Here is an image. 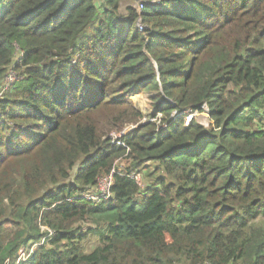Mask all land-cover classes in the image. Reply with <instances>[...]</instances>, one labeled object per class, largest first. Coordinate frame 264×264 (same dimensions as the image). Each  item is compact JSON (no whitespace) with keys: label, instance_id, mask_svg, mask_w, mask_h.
I'll list each match as a JSON object with an SVG mask.
<instances>
[{"label":"trees","instance_id":"trees-1","mask_svg":"<svg viewBox=\"0 0 264 264\" xmlns=\"http://www.w3.org/2000/svg\"><path fill=\"white\" fill-rule=\"evenodd\" d=\"M137 1L0 0V264H264V0Z\"/></svg>","mask_w":264,"mask_h":264},{"label":"rangeland","instance_id":"rangeland-1","mask_svg":"<svg viewBox=\"0 0 264 264\" xmlns=\"http://www.w3.org/2000/svg\"><path fill=\"white\" fill-rule=\"evenodd\" d=\"M129 4H131V3H123V4L120 5V8L118 10L120 15H125V8ZM131 5L133 7H135L136 3H133ZM153 96H155V93L154 92H150V91L140 92L139 94L133 93L131 95V100L135 104L136 108L143 113V116H145V118L147 117L148 114H150V113L155 111L156 102L153 101V99H152ZM205 115H206L205 113H202V114H199V115L197 114V116H195L196 117L195 120H196V122L198 124H200L203 127L207 128L208 125H209V120H208V117L207 118L205 117ZM131 128H132L131 126L127 127L125 129L126 130L125 132L130 131ZM119 136H120L119 133H115V134L111 135V137L114 138V139L119 137ZM261 220L264 223V218L261 219Z\"/></svg>","mask_w":264,"mask_h":264},{"label":"built area","instance_id":"built-area-1","mask_svg":"<svg viewBox=\"0 0 264 264\" xmlns=\"http://www.w3.org/2000/svg\"><path fill=\"white\" fill-rule=\"evenodd\" d=\"M160 0H151L150 2L152 3H155L157 4ZM144 4L143 1L141 0H138L136 2V5H135V8L138 12H140V10L142 9V5ZM136 26L138 28L139 31H141L143 29V25L137 21L136 23ZM14 79V77L12 75H9L7 78H6V84H8L9 82H11L12 80ZM195 116H197V114H188L186 116V120H185V123L187 124L192 118H195ZM206 116V115H205ZM125 133V132H121L119 133L120 136ZM111 176L107 177V178H102L99 183H98V186H97V190L99 192V194H96V193H88V194H85V197L87 198V200H97V198L99 196H103V197H108L109 196V189H110V186H111ZM97 195V196H96Z\"/></svg>","mask_w":264,"mask_h":264},{"label":"clouds","instance_id":"clouds-1","mask_svg":"<svg viewBox=\"0 0 264 264\" xmlns=\"http://www.w3.org/2000/svg\"><path fill=\"white\" fill-rule=\"evenodd\" d=\"M206 118H207V114H206V116H205Z\"/></svg>","mask_w":264,"mask_h":264}]
</instances>
